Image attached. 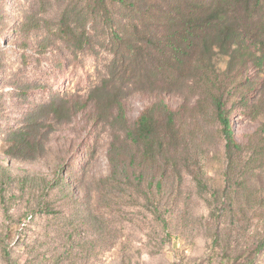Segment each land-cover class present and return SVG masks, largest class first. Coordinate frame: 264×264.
Listing matches in <instances>:
<instances>
[{"label":"rangeland","instance_id":"rangeland-1","mask_svg":"<svg viewBox=\"0 0 264 264\" xmlns=\"http://www.w3.org/2000/svg\"><path fill=\"white\" fill-rule=\"evenodd\" d=\"M229 1L262 43L207 62L214 86L131 80L130 124L152 110L163 127L136 145L92 102L113 62L101 30L85 50L60 31L81 0H0V264H264V0L250 14ZM207 87L227 103L231 158ZM20 129L30 141L16 147Z\"/></svg>","mask_w":264,"mask_h":264},{"label":"trees","instance_id":"trees-1","mask_svg":"<svg viewBox=\"0 0 264 264\" xmlns=\"http://www.w3.org/2000/svg\"><path fill=\"white\" fill-rule=\"evenodd\" d=\"M229 0H81L70 6L62 18L61 33L77 49L94 48L93 32L103 38L106 48L113 54L110 77L93 92L99 95L93 104L100 111V119H108L114 111L113 120L118 124L117 139L136 145H151L163 130L159 118L152 110L144 111L137 121L130 124L124 96L131 80L149 85L154 92L173 90L174 80L198 74L215 85V73L210 60L215 58L217 67L237 52L244 55L249 47L260 45V37L252 35V25L241 23L239 18H228ZM246 13L250 8L262 6L263 0H236ZM80 22V23H78ZM82 28L81 31L79 29ZM264 49H260L262 51ZM202 59L197 62L196 56ZM264 63V54L260 57ZM116 66V68H115ZM161 77V81H159ZM209 99L213 111L222 125L226 138V153L231 158L239 145L228 115L224 95L215 93L212 87ZM81 105H79L80 107ZM77 108V107H76ZM163 109V110H162ZM159 110L164 116V127L171 130L177 113L165 102ZM59 113V110H56ZM169 121L170 124H167ZM160 130V131H161ZM24 129L12 133L11 142L16 147L29 140ZM164 146V145H163ZM263 245L258 248L262 249Z\"/></svg>","mask_w":264,"mask_h":264}]
</instances>
